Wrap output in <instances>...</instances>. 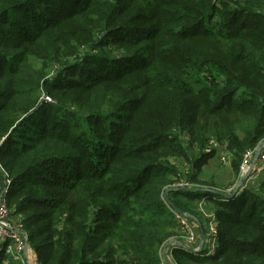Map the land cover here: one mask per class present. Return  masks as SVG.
Returning <instances> with one entry per match:
<instances>
[{
	"label": "trees",
	"instance_id": "16d2710c",
	"mask_svg": "<svg viewBox=\"0 0 264 264\" xmlns=\"http://www.w3.org/2000/svg\"><path fill=\"white\" fill-rule=\"evenodd\" d=\"M263 140L264 0H0V162L38 264H161L171 159L216 188L197 182L211 144L238 181ZM256 186L168 193L178 209L207 197L227 222L214 253L174 263L264 264Z\"/></svg>",
	"mask_w": 264,
	"mask_h": 264
},
{
	"label": "built area",
	"instance_id": "2783aa9c",
	"mask_svg": "<svg viewBox=\"0 0 264 264\" xmlns=\"http://www.w3.org/2000/svg\"><path fill=\"white\" fill-rule=\"evenodd\" d=\"M212 148H217L216 143L211 144ZM226 152H224L220 157L219 161L222 163L228 162L232 157L229 151L225 147H222ZM255 149L248 150L242 155V164L239 170V178L241 176L247 175L245 183L240 186L239 191L247 186H255L257 182L264 176V148L260 150L257 159L254 164L251 166V162L254 158ZM248 165L247 172H243L245 165ZM238 178V179H239ZM3 184L2 188L0 185V255H4L9 261L14 264H38L36 261V256L32 247L29 243L28 235L23 227V224L20 220L14 218L13 211L9 208L7 202V184L10 182L6 177H2ZM237 183L233 186L223 190V192L230 194ZM170 187L176 190L186 189L192 191L198 189L193 187L191 183L187 180H182L176 184H172ZM211 202L209 198L203 197L197 201V210L201 217L204 219L203 223V242L201 246H188L186 243L192 242L195 235L194 228L200 227V224L188 213H183L181 215L173 211L177 225L180 227L181 232L176 238L174 243H182L194 250H205L207 255L214 253L218 247V238H217V221L212 210H208L207 204ZM183 236V237H181ZM181 239L184 241L182 242ZM171 241V240H170ZM175 246V245H174ZM177 248V246H175ZM171 249L167 250L166 244L160 250V262L161 264H167L164 259V254L171 261Z\"/></svg>",
	"mask_w": 264,
	"mask_h": 264
},
{
	"label": "rangeland",
	"instance_id": "374dc122",
	"mask_svg": "<svg viewBox=\"0 0 264 264\" xmlns=\"http://www.w3.org/2000/svg\"><path fill=\"white\" fill-rule=\"evenodd\" d=\"M68 64L69 65L73 64V59L72 58L69 59ZM211 147H212V145H211ZM216 149H217L216 156H214L211 159L207 160V162L204 165L199 167L197 182H198V184L199 183L213 184V186H215L217 189L214 188V187H211V186L210 187H208V186L207 187H199V186L191 183L193 187L209 188V189H216V190L223 191V190L233 186V184L236 183L235 181L237 180L236 179L237 178V174L235 173L234 168H233V163L235 161L233 159V156H232V158L229 157L230 159L228 160V162L222 163L221 161H219V157L226 151L224 149L220 148V147H217ZM171 161H174V164H176L178 168L180 167V170H179L180 172H179L178 178H176V179L173 178V184H176V183H178V182H180V181H182L184 179L187 180V177H185V175L188 172V167L184 165L183 161H181V159L180 160L179 159L178 160L177 159H171ZM212 164H214V165H212ZM4 176L6 177V171L4 170V168L2 167V164L0 162V185H1V188H2L3 184L5 185V183L2 182L3 181L2 177H4ZM238 178H239V176H238ZM9 181L10 182L7 184V187H6L7 194L9 193V191L11 189V186H12L11 180H9ZM256 187L257 188L254 189V191L256 193H262V192L264 193V188H262V189L260 188L259 189L258 186H256ZM10 199H12V198H10ZM182 200L185 202L184 203L185 206H184V208H181V209L179 208V210L182 213H188L190 216H192L200 224L201 229L204 230V228H203L204 219L201 217V215L199 214V212L197 210V201L194 200L196 202L195 203V209L194 210H190L189 208L191 207V203L194 202V201H187L186 199H182ZM15 205H16V200H14L13 202L11 201L10 202V207H11L10 209L13 211L15 219L17 218V220H20L22 222V224H23L24 216L22 214H16L14 212ZM207 206H208V210H212L214 212L215 218H216L215 211H220L222 209V208H219L216 205H214V203H212V201L209 202L207 204ZM184 210H188L189 212H185ZM216 221H217V227H218V222L219 221L221 222L220 223V228L221 229L225 228L226 225H227V222L224 221V219L221 218V217H219V219L216 218ZM27 228H29V227L27 226ZM32 228H36V226H34ZM179 232H181V229L176 224V227L174 229V234H173L172 237H170L171 242L176 240V238L179 236ZM28 233L30 234L29 230L27 231V234ZM203 234H204V232H203ZM197 235L198 234L195 233V235L193 237V241L191 243L188 242L186 244L188 246H196V244H198V241H197V237L198 236ZM181 237H183V236H181ZM170 240L168 242H170ZM181 241L184 242L182 239H181ZM168 242L166 243V245L168 244ZM172 251H171V256H172ZM34 254L36 256L35 251H34ZM2 256H3V260H2L1 264H14L13 262L9 261L4 255H2ZM170 259H171V262L173 264H175L174 260H173V257L170 258ZM36 260H37V256H36Z\"/></svg>",
	"mask_w": 264,
	"mask_h": 264
},
{
	"label": "water",
	"instance_id": "95a60500",
	"mask_svg": "<svg viewBox=\"0 0 264 264\" xmlns=\"http://www.w3.org/2000/svg\"><path fill=\"white\" fill-rule=\"evenodd\" d=\"M264 147V140L261 141L257 147L255 148V154H254V158L251 162V166L254 164L255 160L257 159L258 157V154L260 152V150ZM246 178H247V175L245 176H241L238 181H237V184L234 188V190L230 193V194H227L223 191H220V190H214V189H209V188H198L197 192L199 193H213V194H216L218 195L219 197L223 198V199H226V200H230L232 198H234L238 192H239V188L240 186H242L245 181H246ZM176 189L170 187V188H167L165 190V192L163 193V199L164 201L167 203V205L170 207V209L174 212H176L177 214L181 215L183 214L177 207H175L171 201L169 200L168 198V193H170L171 191H175ZM181 191H188L186 189H182ZM200 235H201V245H202V241H203V230L200 228ZM177 246V248H175V246ZM166 248L167 250L171 249V250H174V249H180V250H183V251H186V252H189V253H192V254H199L200 253V250H194L182 243H174V242H168V244L166 245ZM164 259L166 261L167 264H173L169 259L168 257L166 256V254H164Z\"/></svg>",
	"mask_w": 264,
	"mask_h": 264
},
{
	"label": "crops",
	"instance_id": "0c3cea01",
	"mask_svg": "<svg viewBox=\"0 0 264 264\" xmlns=\"http://www.w3.org/2000/svg\"><path fill=\"white\" fill-rule=\"evenodd\" d=\"M214 165V164H212ZM180 170V167L178 168ZM263 178V176L261 177V179ZM261 179L259 181H261ZM237 181V180H236ZM235 181V182H236ZM259 181L257 182V184L259 183ZM195 201L191 203V207L189 208L190 210H194L195 209ZM15 218V217H14ZM17 219V218H16ZM200 228L201 227H198V228H194V232L196 234H198L197 236V241H198V244H196V246H201V235H200Z\"/></svg>",
	"mask_w": 264,
	"mask_h": 264
},
{
	"label": "bare ground",
	"instance_id": "6f19581e",
	"mask_svg": "<svg viewBox=\"0 0 264 264\" xmlns=\"http://www.w3.org/2000/svg\"><path fill=\"white\" fill-rule=\"evenodd\" d=\"M247 170H248V165L246 164V165L244 166V168H243V172L245 173V172H247Z\"/></svg>",
	"mask_w": 264,
	"mask_h": 264
}]
</instances>
